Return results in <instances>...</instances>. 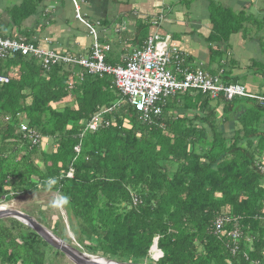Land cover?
Returning <instances> with one entry per match:
<instances>
[{"label": "trees", "instance_id": "1", "mask_svg": "<svg viewBox=\"0 0 264 264\" xmlns=\"http://www.w3.org/2000/svg\"><path fill=\"white\" fill-rule=\"evenodd\" d=\"M41 1L22 0L20 16L35 13ZM248 22L222 11L210 22L209 40L226 41ZM20 25H0V38L31 37L18 32ZM52 50L60 58L47 67L28 54L0 58L7 78L0 83V205L53 191L74 241L119 262L147 261L157 238L162 257L151 264H264V104L241 97L228 102L221 94L211 99L191 89L161 97L159 114L144 119L113 76L87 74L61 59L72 51ZM222 51L216 46L211 54L223 80L243 85L225 70ZM181 65L197 69L187 66L186 56ZM93 118L99 123L90 129ZM232 119L237 129L228 138ZM19 123L40 142L32 144ZM224 216L229 222L215 235L213 223ZM57 221L41 224L59 236ZM235 226L241 237L234 243L226 233ZM22 227L0 218V264H55L43 246L64 257Z\"/></svg>", "mask_w": 264, "mask_h": 264}, {"label": "crops", "instance_id": "2", "mask_svg": "<svg viewBox=\"0 0 264 264\" xmlns=\"http://www.w3.org/2000/svg\"><path fill=\"white\" fill-rule=\"evenodd\" d=\"M21 1L0 0L1 26L21 23L19 31H29L40 39L47 37V47L82 55L90 52L92 38L75 19L70 1L42 0L35 13L24 17L16 7ZM222 11L251 22L243 24L245 28L229 35L226 41L217 37L211 42L210 22ZM79 12L91 23L99 22L98 41L109 45V50L113 48L118 58L139 47L141 36L157 33L178 45L187 66L214 74L217 63L212 61L211 50L217 46L223 50L228 74L242 80L250 92L264 94V0H85ZM39 44L46 48L41 40ZM232 120L225 131L228 138L237 129Z\"/></svg>", "mask_w": 264, "mask_h": 264}, {"label": "built area", "instance_id": "3", "mask_svg": "<svg viewBox=\"0 0 264 264\" xmlns=\"http://www.w3.org/2000/svg\"><path fill=\"white\" fill-rule=\"evenodd\" d=\"M91 33L93 29L90 25ZM109 46L93 41L90 52L84 57L72 53L61 57L64 63L78 64L87 74L90 75H111L115 86L126 95L128 101L134 108L141 112L144 119L150 115H157L160 107L157 103L165 95L183 93L191 89L199 90L208 94L210 98L219 97L220 94L225 101H231L234 97H241L255 100L258 104H264V95L255 94L239 84H225L221 80L223 69H218L215 74L197 68L193 71L181 65L183 53L178 45L170 42L167 36L152 34L148 36L143 45L133 49L125 57L121 65H109L104 62L103 51H108ZM16 52L38 57L47 67L55 63L60 58L59 53L40 45L24 44L22 41L0 39V58L4 55H12ZM7 82L5 76L0 75V83ZM70 86V85H69ZM156 102V104H155ZM19 116V114H18ZM99 120L93 118L89 123V128L94 129ZM19 130L27 132V137L32 144H38L41 136L35 131L28 129L25 123H19ZM78 152V147H74ZM72 176L71 170L66 174ZM229 222V218H217L214 225L215 233L223 232L224 223ZM234 242L240 237L237 227H233L226 233ZM235 243V242H234ZM160 254H157L156 258ZM155 258V259H156Z\"/></svg>", "mask_w": 264, "mask_h": 264}, {"label": "rangeland", "instance_id": "4", "mask_svg": "<svg viewBox=\"0 0 264 264\" xmlns=\"http://www.w3.org/2000/svg\"><path fill=\"white\" fill-rule=\"evenodd\" d=\"M21 27L22 25H20V29ZM20 36H24V35H20ZM120 36L122 38V36H124L123 33H121ZM111 38L112 37L110 35L109 39ZM77 50H79L80 52V48H77ZM103 55H104V62L106 61L110 64L114 63V61H116V58L119 57V54L113 48H110L109 51H103ZM11 66H15V68H17L16 67L17 65L10 64V67ZM75 69L77 72L80 70L79 67L77 66L75 67ZM239 83H243V81L239 80ZM5 206L8 210H14V211L20 210L21 213L37 219V222L39 223H41L42 220H46V219L49 220V218L52 220H58L56 232L57 234H59V236L57 237L62 238L66 242H71L72 237L74 238L72 232L69 229V222L66 219L65 209L63 208L61 199L59 198V196H56V194H54L53 191L37 190L28 193L26 195H20L14 199H10L8 202H6ZM51 217L57 219H53ZM47 224H46L47 227L51 229L50 221ZM22 229H24L27 232V229L29 228L22 227ZM51 236L55 237L56 235L51 233ZM63 240L61 242H63ZM43 249L46 251V258L50 260L55 259V264H71L70 261L65 256L59 259V255L54 253L53 250H51L50 248L43 246Z\"/></svg>", "mask_w": 264, "mask_h": 264}, {"label": "clouds", "instance_id": "5", "mask_svg": "<svg viewBox=\"0 0 264 264\" xmlns=\"http://www.w3.org/2000/svg\"><path fill=\"white\" fill-rule=\"evenodd\" d=\"M68 1H70V3L72 4V6L74 7V13H75V19H77V21H79V22H81V24L85 27V30H86V33L88 34V36H90L91 38H92V43H93V41L95 40L97 43H99V44H101L99 41H98V37L96 36L97 35V27L99 26V22L98 21H95V22H90L89 20H87V19H85L84 18V16L83 15H81L80 14V12H79V5H81V3H84L85 2V0H68ZM153 22H155V21H153ZM90 25L91 26V28L93 29V33H91V32H89L90 31V28L89 27H87L86 25ZM152 34H157V33H150L148 36H150V35H152ZM148 36H146V38L148 37ZM161 36V35H160ZM29 38V39H28ZM145 38V39H146ZM1 39V38H0ZM3 40H5V38H3ZM8 40H16V41H22V42H24V44H32V45H40L39 44V41L41 40L42 42H44V44H45V46H46V48H49V49H52L51 47H47V45L50 43L49 41H48V39H47V37H45V38H42V39H40V38H37V37H35V36H31V37H25V41H24V39L23 38H21V36L19 35V36H17L16 38H14V39H8ZM145 41V40H144ZM92 43H91V45H92ZM91 45H90V47H91ZM107 45V44H106ZM109 46V45H108ZM40 47H42L41 45H40ZM140 47V46H139ZM43 48H45V47H43ZM137 48V47H136ZM135 48V49H136ZM109 50V49H108ZM16 53H19L20 55H25V54H22V53H20V52H16ZM107 64V63H106ZM110 65V64H109ZM220 69V68H219ZM218 71V69L214 72V74L216 73ZM223 73H224V71H223ZM223 73H222V75H221V80H222V82L223 83H225V81L223 80ZM225 84H227V83H225ZM239 85H241V84H239ZM243 86V85H242ZM246 87V86H245ZM246 89H248L247 87H246ZM187 92V91H186ZM184 93V92H183ZM210 98V97H209ZM216 98H219V97H216ZM211 99H215V98H211ZM229 102V101H228ZM69 172V171H68ZM134 201L136 200V199H133ZM6 204H2V205H0V211H5V210H8L7 208H6V206H5ZM1 207H3V208H1ZM10 207V206H9ZM18 212H20V210H17ZM225 218H228V217H226V216H224ZM12 218V217H11ZM15 219V218H14ZM36 222H37V219H35V218H33ZM17 220V219H16ZM19 221V220H18ZM20 222V221H19ZM22 223V222H21ZM38 224H40L41 226H43L41 223H39V222H37ZM23 225H25V226H27V227H29L27 224H24V223H22ZM225 224V223H224ZM224 226V225H223ZM48 232H49V234L51 235V231L48 229V228H46L45 226H43ZM30 228V227H29ZM223 230V232H224V229H222ZM222 232V233H223ZM213 233L215 234V235H218V234H220V233H215L214 231H213ZM227 235V234H226ZM241 237V236H240ZM53 238H55V240H57V241H59V242H61L63 239L62 238H60V237H57V236H55V237H53ZM62 239V240H61ZM45 242V241H44ZM46 243V242H45ZM61 243H63V244H65L66 246H68L69 248H71L72 250H76L79 254H80V256H81V258L82 259H88V260H90L91 262H93L94 264H106L105 263V260H110V261H113V262H116V263H119V264H123V263H133V262H119V261H116V260H114V259H112V258H109V257H104V256H99L98 254H95V253H88L84 248H82L79 244H77L75 241H74V238L72 237V241L71 242H66V241H64L63 240V242H61ZM48 245V244H47ZM49 246V245H48ZM54 249V248H53ZM234 249H236V247H234L233 248V250ZM55 250H57V249H55ZM232 250V251H233ZM59 251V250H58ZM60 252V251H59ZM61 253V252H60ZM157 254H160V256L159 257H157L156 258V256H157ZM162 257V252H161V250L160 249H158V247H157V238H154L153 239V242H152V244H151V246H150V248H149V250H148V260L149 261H151V262H149L148 260L147 261H144L143 263H145V264H151V263H154V262H157L160 258ZM67 258V257H66ZM156 258V259H155ZM68 259V258H67ZM69 260V259H68ZM70 261V260H69ZM148 262V263H147ZM70 263L71 264H73L71 261H70ZM139 264H142V263H139Z\"/></svg>", "mask_w": 264, "mask_h": 264}, {"label": "water", "instance_id": "6", "mask_svg": "<svg viewBox=\"0 0 264 264\" xmlns=\"http://www.w3.org/2000/svg\"><path fill=\"white\" fill-rule=\"evenodd\" d=\"M12 217L20 222L27 224L40 238H42L46 244L50 247L59 250L65 257H67L73 264H94L88 259H82L80 254L76 250H72L65 244L55 240L49 232L40 224H38L31 216L23 214L14 210L0 211V218ZM106 264H119L110 260H105ZM123 264H139V263H123ZM145 264V263H142Z\"/></svg>", "mask_w": 264, "mask_h": 264}]
</instances>
